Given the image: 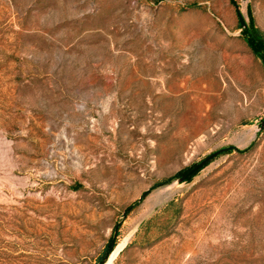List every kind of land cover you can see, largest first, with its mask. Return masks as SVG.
Wrapping results in <instances>:
<instances>
[{
	"label": "rangeland",
	"instance_id": "obj_1",
	"mask_svg": "<svg viewBox=\"0 0 264 264\" xmlns=\"http://www.w3.org/2000/svg\"><path fill=\"white\" fill-rule=\"evenodd\" d=\"M235 4L264 40V0H0V264H264Z\"/></svg>",
	"mask_w": 264,
	"mask_h": 264
},
{
	"label": "trees",
	"instance_id": "obj_2",
	"mask_svg": "<svg viewBox=\"0 0 264 264\" xmlns=\"http://www.w3.org/2000/svg\"><path fill=\"white\" fill-rule=\"evenodd\" d=\"M244 31L246 33L245 40L249 44V46L252 48L254 53L257 56H261L262 58H264L263 57L264 56V40H263L262 36L258 33L257 30L249 29L248 26L246 28H244ZM234 149L235 148H233V147H227V148H223V149L219 150L218 153L224 152V151L228 152V151H232ZM194 167L195 166H192V167H190V168H188L182 172V176L186 175V180L191 179L201 169V167H200L197 170H193ZM116 233H117V227L114 230V234H116ZM114 244H115V236H113L111 238V240L107 246L105 256H107V254L112 250V248L114 247Z\"/></svg>",
	"mask_w": 264,
	"mask_h": 264
},
{
	"label": "water",
	"instance_id": "obj_3",
	"mask_svg": "<svg viewBox=\"0 0 264 264\" xmlns=\"http://www.w3.org/2000/svg\"><path fill=\"white\" fill-rule=\"evenodd\" d=\"M235 8L237 9V14H238V18H239V23L242 27H246L247 26V23L245 21V18L244 16L242 15V13L239 11V8L238 6L235 4ZM264 124V122H263ZM218 154V151L217 152H214L213 154L209 155L207 158H205L202 162H200L198 165H196L194 167L193 170H197L198 168L204 166L206 164L207 161H209L210 159H212L213 157H215L216 155ZM186 179V175L182 176L179 178V181H184Z\"/></svg>",
	"mask_w": 264,
	"mask_h": 264
}]
</instances>
